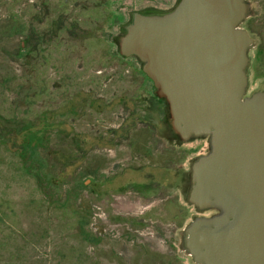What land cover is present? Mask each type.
Returning a JSON list of instances; mask_svg holds the SVG:
<instances>
[{
    "label": "rangeland",
    "instance_id": "obj_1",
    "mask_svg": "<svg viewBox=\"0 0 264 264\" xmlns=\"http://www.w3.org/2000/svg\"><path fill=\"white\" fill-rule=\"evenodd\" d=\"M246 95L264 91V0H245ZM177 0H0V264H197L189 201L209 138L182 140L120 38Z\"/></svg>",
    "mask_w": 264,
    "mask_h": 264
},
{
    "label": "water",
    "instance_id": "obj_2",
    "mask_svg": "<svg viewBox=\"0 0 264 264\" xmlns=\"http://www.w3.org/2000/svg\"><path fill=\"white\" fill-rule=\"evenodd\" d=\"M246 17L245 0H180L166 14L136 13L119 40L167 101L176 134L209 138L189 201L219 213L187 229L197 264H264V91L246 95Z\"/></svg>",
    "mask_w": 264,
    "mask_h": 264
},
{
    "label": "flooded vegetation",
    "instance_id": "obj_3",
    "mask_svg": "<svg viewBox=\"0 0 264 264\" xmlns=\"http://www.w3.org/2000/svg\"><path fill=\"white\" fill-rule=\"evenodd\" d=\"M179 2H180V0H177V3H176V5H177ZM176 5H175V7H176ZM175 7H174V8H175ZM207 211H208V210H207Z\"/></svg>",
    "mask_w": 264,
    "mask_h": 264
}]
</instances>
